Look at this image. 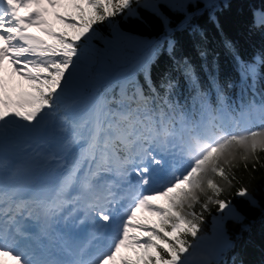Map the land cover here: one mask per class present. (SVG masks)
Segmentation results:
<instances>
[{
    "label": "snow or ice",
    "instance_id": "1",
    "mask_svg": "<svg viewBox=\"0 0 264 264\" xmlns=\"http://www.w3.org/2000/svg\"><path fill=\"white\" fill-rule=\"evenodd\" d=\"M220 7L0 0V264H229L226 224L244 219L234 200L256 208L264 194L229 176L217 153L234 143L264 151V93L255 99L264 51L234 56L247 102L233 101L207 64L203 88L189 57L176 55L178 34ZM140 9L162 25L150 41L117 19H142ZM257 16L264 26V12ZM165 53L171 65L154 81ZM216 178L238 185L230 197Z\"/></svg>",
    "mask_w": 264,
    "mask_h": 264
},
{
    "label": "trees",
    "instance_id": "2",
    "mask_svg": "<svg viewBox=\"0 0 264 264\" xmlns=\"http://www.w3.org/2000/svg\"><path fill=\"white\" fill-rule=\"evenodd\" d=\"M218 2L221 7L215 12L214 17L205 12L194 21L198 26L195 31L189 30L178 34L176 55L189 57L203 88H210L208 79L210 71L218 77L219 83L225 86L227 95L233 101L242 98L247 102L248 95H242V89L246 88V85H241L234 56L239 54L243 60L250 61L254 54L264 51V26L257 23V14L264 12V0H218ZM139 11L142 19L117 18L120 20L122 30L144 41H150L159 36L163 31L160 21L143 9ZM104 31L107 34V30ZM228 42L231 47L226 46ZM202 50L207 52L206 59L200 56ZM205 64L208 65L209 71H205ZM170 65L171 60L168 55L163 54L152 66L153 80L158 81L160 73ZM260 71L261 77L256 85L257 102L261 99L259 93H264V68ZM138 79L142 84L144 83L143 73L138 74ZM229 82L233 84L232 88L226 87ZM145 90H147L146 85ZM179 91L182 94L181 98L189 94L188 86L183 78L180 81ZM237 131L235 134H244L243 131ZM217 156L218 163L225 167L229 176L235 173L250 192L255 190L257 197L264 194V151L258 150L253 155L246 149L245 144L234 143L225 152H218ZM254 166L255 170H253ZM210 167V164L205 166V184L208 176L211 175ZM216 182L224 190L221 198L230 197L234 188L238 186L219 178H216ZM197 194L206 196L207 187ZM234 203L244 219L242 222H237L235 219L227 221L228 234L235 244V248L228 253L229 264H232L233 258L235 264H264V201H261V205L256 208H250L240 198H236ZM210 208L214 215V207L210 205ZM199 210L197 207V211ZM210 228L211 219L208 217L204 225V233L209 232ZM210 264H216V262L213 260Z\"/></svg>",
    "mask_w": 264,
    "mask_h": 264
},
{
    "label": "rangeland",
    "instance_id": "3",
    "mask_svg": "<svg viewBox=\"0 0 264 264\" xmlns=\"http://www.w3.org/2000/svg\"><path fill=\"white\" fill-rule=\"evenodd\" d=\"M57 27H58V28H62L63 26L60 25V24H57ZM8 71L10 72V69H9ZM13 81H14V82H20V83H22V84L24 85V87L26 88V82L19 81V78H18V77H13Z\"/></svg>",
    "mask_w": 264,
    "mask_h": 264
},
{
    "label": "bare ground",
    "instance_id": "4",
    "mask_svg": "<svg viewBox=\"0 0 264 264\" xmlns=\"http://www.w3.org/2000/svg\"><path fill=\"white\" fill-rule=\"evenodd\" d=\"M4 260H5V264H14V262L11 261L8 257H5Z\"/></svg>",
    "mask_w": 264,
    "mask_h": 264
}]
</instances>
